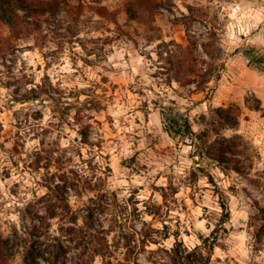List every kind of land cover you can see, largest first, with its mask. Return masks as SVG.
<instances>
[{
	"label": "rangeland",
	"instance_id": "374dc122",
	"mask_svg": "<svg viewBox=\"0 0 264 264\" xmlns=\"http://www.w3.org/2000/svg\"><path fill=\"white\" fill-rule=\"evenodd\" d=\"M92 1L68 0L61 18L43 16L40 29L18 35L0 26V234L16 230L25 240L51 175L71 172L81 179L68 197L75 221L54 219L49 230L68 264L81 249L60 227L82 225L87 206L109 230L110 264H167L176 242L199 246L209 264H264V238L252 237L263 221L251 223L264 208V0H152L151 12L133 0H99L118 27L95 15ZM165 44H191L198 74L207 63L216 67L210 82L168 87L160 69ZM38 86L44 91L31 99ZM156 94L174 100L196 134L209 130L211 142L240 136L248 174L221 169L206 149L169 137ZM229 106L236 128L221 126L216 114ZM221 198L230 215L212 250L202 242L220 224ZM20 256L10 264H21Z\"/></svg>",
	"mask_w": 264,
	"mask_h": 264
},
{
	"label": "trees",
	"instance_id": "16d2710c",
	"mask_svg": "<svg viewBox=\"0 0 264 264\" xmlns=\"http://www.w3.org/2000/svg\"><path fill=\"white\" fill-rule=\"evenodd\" d=\"M92 3L93 5L89 8L95 15L110 21L118 27L115 12L108 10L99 0H93ZM132 4L136 5L137 8L145 9L148 7L150 12L158 6L152 0H144L143 2L142 0H133ZM68 7V0H0V26L5 27L11 34H17L25 27L40 29L41 21L39 18L46 16L48 20H57L61 18L62 13H66ZM77 7L80 8L76 12V16L79 17L82 13L83 5L78 3ZM128 13L131 14L132 10L128 9ZM170 45H164V64L160 66V69L164 71L168 87L172 83H177L182 87L195 84V90H198L202 85L210 82L209 78L213 76L211 73L216 69L212 63H207L204 71L198 74L197 66L189 60V56L192 54V45L175 44L174 50L169 48ZM202 45L206 55L213 61L215 59L214 55L209 54L205 50V46L208 44ZM251 62L257 63L258 61L251 57ZM195 77H202V80H196ZM216 78H219V76L217 75ZM44 87L33 88L31 90L33 95L30 98L37 99V91L43 92ZM156 95L158 98L155 105L160 112L163 130L169 137L183 144L189 142V145L194 149H206L208 158L216 161L221 169L232 170L244 176L248 174V169L251 165L245 166L244 160L238 158L240 154L244 153L238 150L240 144H243V139L240 136L218 137L211 142L208 140L209 130L196 134L192 129L187 114L181 111L174 100L169 99L165 94ZM216 114L218 118L223 120L221 126L237 127L238 114L235 108L230 106L219 107L216 109ZM77 121L79 122V119ZM89 129L90 125L86 124L79 130L84 142L88 141ZM69 173H63L60 176H57V174L51 175L52 183L45 186L48 193L34 202V205L42 204L41 208L43 207L44 213H40L41 208L35 210L36 222L26 230L28 237L25 240H19L16 230L7 237L0 234V264H10L11 259L16 255V251L21 253V264H42L41 261L46 264H68L67 252L61 243H54V239L50 238L49 230L54 219L65 217L72 220V223L75 221L68 197L70 191H77L81 179L78 178L77 174ZM72 174L75 177H72ZM55 178H58L60 182H55ZM86 185H88V189H92L90 183L86 182ZM58 207L61 211H58ZM220 208L222 210L220 224L211 232L212 240L208 237L202 242L205 246L210 241L208 247L212 250L217 241V234L220 230H224L222 225L230 215L228 205L223 198L220 199ZM84 213L82 225L73 224L65 228L60 227L61 231L67 235L68 242L74 243V248L81 249L71 264H91L96 256L101 257L103 264H110V250L107 241L109 230L98 222V218L95 217V207L87 206ZM257 221L263 222L260 226L254 227L255 231L252 237L256 244H260L264 238V208H259L258 214L251 218L253 225H257ZM121 237L124 238V235L121 234ZM130 243L131 241L128 240L126 248L128 247L129 251H133L130 248ZM167 257V264L210 263V257L205 256L199 246L189 248L183 242H176L167 250ZM134 264H137V262H134Z\"/></svg>",
	"mask_w": 264,
	"mask_h": 264
}]
</instances>
